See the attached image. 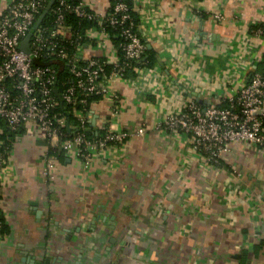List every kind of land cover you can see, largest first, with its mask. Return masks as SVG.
<instances>
[{"label": "crops", "instance_id": "crops-1", "mask_svg": "<svg viewBox=\"0 0 264 264\" xmlns=\"http://www.w3.org/2000/svg\"><path fill=\"white\" fill-rule=\"evenodd\" d=\"M129 1L156 61L115 79L89 117L145 133L89 166L65 154L48 180L46 140L26 125L2 173L0 264H264V153L236 142L213 165L163 125L193 100L229 104L263 70L264 0Z\"/></svg>", "mask_w": 264, "mask_h": 264}, {"label": "built area", "instance_id": "built-area-1", "mask_svg": "<svg viewBox=\"0 0 264 264\" xmlns=\"http://www.w3.org/2000/svg\"><path fill=\"white\" fill-rule=\"evenodd\" d=\"M49 1L9 0L0 14V135L5 127L16 135L9 144L0 140V186L13 145L28 124L46 140L42 174L48 180L55 178L57 152L73 153L89 166L109 146L145 133V124L114 131L103 123L88 131L92 105L111 93L115 79L127 78L146 50L130 1L106 0L104 7H96L91 0H55L33 29ZM29 33L27 53L21 45ZM90 48L104 54H86ZM62 67L66 76L59 84ZM203 108L193 100L167 115L163 125L190 136L193 150L213 165L236 142L264 153V69L255 70L229 104Z\"/></svg>", "mask_w": 264, "mask_h": 264}, {"label": "trees", "instance_id": "trees-1", "mask_svg": "<svg viewBox=\"0 0 264 264\" xmlns=\"http://www.w3.org/2000/svg\"><path fill=\"white\" fill-rule=\"evenodd\" d=\"M136 19H137V23H138V18L136 17ZM115 41H117V40H115ZM145 55L147 56L146 59H144ZM155 61H156L155 60V52L153 50H149L146 48L141 60L133 62V67L127 72V76L135 74L134 68L139 67V66H143V65L149 66V65H152L153 63H155ZM65 76H66V73H65L64 68L63 67H62V69L59 68V74H58L59 84H60L61 79H63ZM220 106H225V105H224V103H222ZM58 109L62 110L63 108L59 106ZM5 129H6L5 132L0 135V140H2L5 144H9V142H12L13 140H15L16 135L14 132L10 131L7 127H5ZM89 134H91V133H89ZM53 152L54 151H50L51 154H53ZM57 156L59 159L65 158V154L63 152L62 153L57 152ZM8 231H9V225L7 224L6 217L0 208V235H4Z\"/></svg>", "mask_w": 264, "mask_h": 264}, {"label": "water", "instance_id": "water-1", "mask_svg": "<svg viewBox=\"0 0 264 264\" xmlns=\"http://www.w3.org/2000/svg\"><path fill=\"white\" fill-rule=\"evenodd\" d=\"M54 1H55V0H50V1H49L48 6H47L46 9L41 13V15H40L39 19L37 20V22L35 23L33 29H35V28L38 27L39 23H40V22L43 20V18L46 16V14L48 13V11H49V9L51 8V6H52V4L54 3ZM31 34H32V33H29V34L25 37V39L23 40L22 45H21L22 49L25 50L27 53L30 52V50H29V40H30ZM159 61H160V60H159ZM55 93H56L57 96L59 97V93H58L57 86H55ZM61 105H62V101H61ZM206 109H207V105L203 108V110L205 111ZM93 122H94V120H93ZM93 126H94V123H92V126L88 128V131H89V132H92V131H93V130H92ZM34 264H41V262L38 261V260H36V259H34Z\"/></svg>", "mask_w": 264, "mask_h": 264}]
</instances>
